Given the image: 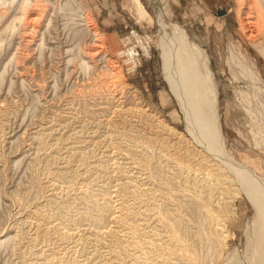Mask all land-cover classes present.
<instances>
[{
	"label": "rangeland",
	"instance_id": "rangeland-1",
	"mask_svg": "<svg viewBox=\"0 0 264 264\" xmlns=\"http://www.w3.org/2000/svg\"><path fill=\"white\" fill-rule=\"evenodd\" d=\"M153 1L0 0V264L259 258L264 41L242 29L248 1L167 0V19L208 66L210 90L192 62L191 98L210 117L214 90L226 154L255 176L261 208L172 93ZM131 32L148 38L133 68L118 55L138 46Z\"/></svg>",
	"mask_w": 264,
	"mask_h": 264
},
{
	"label": "bare ground",
	"instance_id": "bare-ground-1",
	"mask_svg": "<svg viewBox=\"0 0 264 264\" xmlns=\"http://www.w3.org/2000/svg\"><path fill=\"white\" fill-rule=\"evenodd\" d=\"M247 1L249 2V3L247 2L246 4L247 12L245 11L244 17L241 20L242 29L246 30L250 34V38H251V35L255 33L257 37H260V39L264 41V3L261 1H259L258 3L256 2L250 3V0H247ZM153 2L156 3V6L158 7L159 14H160L159 15V28H160L159 33L162 37L161 38L162 43L167 45L168 44L167 41L170 40L169 41L170 45H168L169 47L168 46L164 47L165 50L163 53V66H164V72L167 75L166 79H167V82L170 86L172 93H174L175 97L177 98L182 108L183 113L185 114L187 120L189 121L190 126H193L192 128L195 133L194 135L196 136V132H197L199 136L200 135L202 136L204 141L202 143L203 145L201 144L200 145L203 148V150H205L206 154H208L214 161L219 162L223 167L228 169L230 172H233L232 174L236 175L241 180L247 183V185L245 184V186H241V188L243 187L242 189L243 193H245V195L249 199L252 200V202L254 203V205H256V207L261 208L262 204H261V201L257 197V193L255 192L256 189L254 190V188H252L250 184L256 181L255 176L250 174L246 168L240 166L238 163H236L231 157H229L226 154L222 135H221V130H220L219 123H218L219 120L216 114V94L214 90L213 92L210 91V93H212V96H213V102L210 103V105L212 104V110H211L212 114H210L211 115L210 117L207 116V114L204 112L203 107L200 105H197L196 102L194 101L195 99L191 98V95L193 93L192 90L196 86L194 84L195 82L194 79L196 77L195 75L196 70L194 71L195 74L192 75L190 73L194 77V79L192 78V76L188 75V72H190L193 69L192 62L196 61L197 57L198 59L200 58V61H201L202 59L201 56L197 54L196 50H194L192 46L189 45V40L186 34L184 33V31L178 25L168 22L167 0H154ZM136 12L139 18H144L146 16V13L143 11V7L139 3H137L136 5ZM177 45L181 48V53L183 52L186 54V55L184 54V56L186 57L182 56L183 58H180L181 57L180 55H183V53L180 54L179 52L180 49L179 50L177 49L178 48ZM99 50H100L99 46L95 44L93 47H91V50H89L90 51L89 55L90 56L96 55L99 52ZM201 65L203 66L206 72V73L204 72V74L207 75L205 78H207L206 80L210 84L209 85L210 86L209 90H210V88L213 87L211 86L212 85L211 84L212 83L211 73L208 69L207 64L204 61L202 62ZM199 74L201 73L199 72ZM203 82H205V80ZM198 89L199 88L197 86L196 91H198ZM198 93H201V92H198ZM195 94L196 93H193V95ZM205 99L206 98H204V100ZM198 101L199 99L197 100V103ZM207 110L208 109H206V111ZM258 242H259V239H258ZM257 248H258L257 252H259L260 256L257 259V261L252 264H264V245L258 244Z\"/></svg>",
	"mask_w": 264,
	"mask_h": 264
},
{
	"label": "built area",
	"instance_id": "built-area-1",
	"mask_svg": "<svg viewBox=\"0 0 264 264\" xmlns=\"http://www.w3.org/2000/svg\"><path fill=\"white\" fill-rule=\"evenodd\" d=\"M134 41L138 44V48L136 46L133 45H129V46H125V48H122L121 50L118 51V55L120 57L125 56L127 60L130 61L132 67L133 68L136 63H138V57L139 54H142L144 51V44L145 42L148 40L147 36H143L141 37L140 35L131 32L130 34ZM128 39V37L126 38V40Z\"/></svg>",
	"mask_w": 264,
	"mask_h": 264
}]
</instances>
